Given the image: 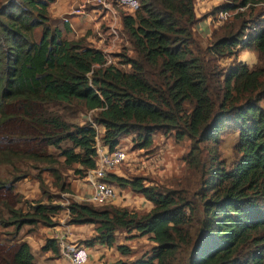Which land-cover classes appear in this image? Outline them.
<instances>
[{"label":"trees","instance_id":"16d2710c","mask_svg":"<svg viewBox=\"0 0 264 264\" xmlns=\"http://www.w3.org/2000/svg\"><path fill=\"white\" fill-rule=\"evenodd\" d=\"M53 1L9 0L0 8V119L11 122L12 134L0 160L52 165L48 149L54 148L63 164L79 163L81 173L95 167L96 137L111 150L131 134L142 148L151 145L154 132H173L177 141H191L185 159L198 171L197 186L171 189L146 185L141 176L109 174L108 182L129 186L152 207L138 214L114 203H70L68 224L94 226L80 246H115L124 256L132 250L117 243L120 234L147 235L149 252L106 264H264V9L252 7L264 0H224L213 7L216 16L247 6L250 19L237 11L205 43L195 31V0H139L136 12L122 15L132 53L122 48L118 65L83 37H63L69 27L50 18ZM241 49L254 50L260 65L237 59L220 68L217 59ZM82 110H96L100 134L92 123L61 114ZM227 127L236 132L230 166L217 148ZM29 136L37 145L19 148ZM205 141L212 146L200 159ZM12 190L0 187V225L14 228L0 238V264H37L19 231L40 221L52 226L50 216L60 206L37 203L22 212ZM41 249L59 251L55 238H46Z\"/></svg>","mask_w":264,"mask_h":264},{"label":"rangeland","instance_id":"374dc122","mask_svg":"<svg viewBox=\"0 0 264 264\" xmlns=\"http://www.w3.org/2000/svg\"><path fill=\"white\" fill-rule=\"evenodd\" d=\"M9 0H0V8L3 7ZM196 3V0H195ZM240 7L235 10H228L231 12L226 18L219 20L217 15L215 21L221 24L227 18H231L233 14L238 12L244 13V19H250L247 12L248 8ZM254 11L264 9V4H253ZM202 23V22H201ZM200 39V37H199ZM128 43V42H127ZM125 41V45L131 55L129 44ZM124 45V46H125ZM120 49L115 54H110L108 63L118 65L119 58L117 54L120 53ZM238 60L244 61L251 67L260 65L259 56L254 50L241 49L236 55L231 57H222L217 59L216 62L220 68H227L233 62ZM126 69L129 67L122 65ZM121 66V67H122ZM61 114L68 121L75 123H92L97 127V131L100 134L102 127L94 123V117L96 110H82L70 115L66 112ZM10 121H2L0 119V148H4V145L8 139L12 138V134L9 131ZM31 139L24 140L19 143V148H23L24 145L35 144L37 145L34 136H29ZM134 135H127L119 141V145L127 149L129 159L128 162L121 165L120 170L117 172L126 178L132 176H141L144 178L143 182L146 185H159L160 187L171 188V189H186L195 188L198 182L199 174L194 168L186 162V155L189 152L191 141L187 138L177 141L174 137L173 132H162L157 131L152 135V143L148 147H137L133 138ZM236 141V132L233 128L227 127L226 130L222 131L219 135L217 148L220 152L221 157L225 158L227 165L230 166L236 158V151L234 145ZM212 142H201L200 153L198 157L203 159L210 150ZM39 148V147H38ZM49 152L53 153L56 163L47 164L44 162H37L32 160L20 159L15 161L14 164L4 163L0 160V187L3 184L12 185V199L15 207L20 208L22 212L30 210V207L37 203H44L46 205H59L60 209L55 215H49L53 226H59L61 224L69 223L70 216L68 214V205L72 202H88L87 195L89 194L90 188L88 186V173L83 171L78 173L77 169H82L79 163H73L70 166L63 164V157L59 156V151L54 148L48 149ZM144 162L143 168L137 167V163ZM132 164V165H129ZM134 164V166H133ZM53 166L55 169L49 168ZM117 190V199L115 205L118 207L127 208L130 211H135L138 214L145 213L148 211L152 204L146 201L143 196L129 186H119L115 184ZM121 191V192H120ZM7 215L5 214L4 217ZM43 223L37 222L34 224H25L19 231V237L21 239H29L38 241L40 237V230L43 227ZM57 226V227H58ZM72 240L81 245L83 240L88 239L94 234V226L92 224H73ZM13 226L3 227L0 225V238L5 237V233L13 232ZM121 238L117 240V243L128 245L132 252L129 255L122 256L116 251L115 246L113 249H107L105 245L96 244L95 247H99L93 250H89V262L91 255L92 259L89 264L95 262L105 263L107 261H113L119 258L132 259L138 257L143 253L149 252L152 241L148 239L147 235H136L133 237H125L124 234H120ZM30 237V238H29ZM37 248V245L35 246ZM102 247L103 249L101 250ZM105 249L111 251L108 260L105 261L107 253ZM85 263V264H87Z\"/></svg>","mask_w":264,"mask_h":264},{"label":"crops","instance_id":"0c3cea01","mask_svg":"<svg viewBox=\"0 0 264 264\" xmlns=\"http://www.w3.org/2000/svg\"><path fill=\"white\" fill-rule=\"evenodd\" d=\"M223 1L224 0H196L194 11L196 17L200 18V20L195 25V31L202 43L207 42L211 37L212 31L220 25L219 22L217 23L215 21V16L212 15L211 10ZM48 11L50 18L61 29L64 23L69 27L67 32L63 31L62 33L63 37L67 39L83 37L88 45L100 49L107 55L115 54L120 49L128 47L125 45V41L126 43L128 41L123 35L121 21L122 15L126 12L125 9L121 7H116L114 16H112L99 6L88 3L87 0H54L50 4ZM127 44H129V42ZM117 175L123 176L120 174ZM57 226H43L40 230L41 235L38 241L33 240L32 242L26 239L37 264H67V260L62 256L59 249L57 254L53 253L50 249L45 251L41 249L46 238H54L56 234L65 230L68 231L69 237L72 238L73 226L71 224L66 223L65 225L61 224ZM36 245L37 248L35 247ZM96 248L99 247L97 246L93 248V250ZM100 248L101 250L103 249L102 247ZM107 249H105L107 253L105 261L108 260L107 258H109L111 254V251ZM91 259L92 255L87 264L90 263ZM109 262L111 261L109 260L105 263L95 262L94 264H106Z\"/></svg>","mask_w":264,"mask_h":264},{"label":"built area","instance_id":"2783aa9c","mask_svg":"<svg viewBox=\"0 0 264 264\" xmlns=\"http://www.w3.org/2000/svg\"><path fill=\"white\" fill-rule=\"evenodd\" d=\"M87 2L92 3L95 6H99L112 16H114L116 7L125 9V12L127 13H134L140 8L139 0H87ZM230 14L231 12L228 10H221L217 13V18L222 20ZM105 55L107 57V61H109V55ZM93 126L97 130V127L94 124ZM95 150V167L87 171V180L90 191L85 199L96 205L115 203L117 199L116 186L113 183L108 182L106 179L109 174L117 175L121 165L128 162L129 155L127 149L123 146L117 145L115 148L110 150L106 146L102 145L96 137ZM136 166L143 168L144 162L137 163ZM68 234V231L65 230L56 234L54 237L62 256L67 260V264L87 263L90 255L89 250L74 242Z\"/></svg>","mask_w":264,"mask_h":264}]
</instances>
